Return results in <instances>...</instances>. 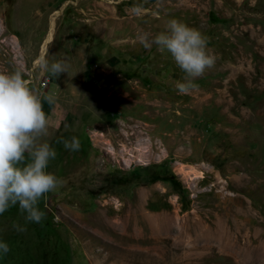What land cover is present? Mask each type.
I'll use <instances>...</instances> for the list:
<instances>
[{
	"label": "rangeland",
	"instance_id": "374dc122",
	"mask_svg": "<svg viewBox=\"0 0 264 264\" xmlns=\"http://www.w3.org/2000/svg\"><path fill=\"white\" fill-rule=\"evenodd\" d=\"M173 18L217 56L187 94L138 39ZM17 69L55 96L41 142L65 184L39 223L0 214V264H264V0H0V71Z\"/></svg>",
	"mask_w": 264,
	"mask_h": 264
},
{
	"label": "clouds",
	"instance_id": "9594fccd",
	"mask_svg": "<svg viewBox=\"0 0 264 264\" xmlns=\"http://www.w3.org/2000/svg\"><path fill=\"white\" fill-rule=\"evenodd\" d=\"M146 46L155 44L160 52L167 51L185 74L183 82L176 83L180 94H187L197 87L195 81L206 70L215 66L217 56L208 48V38L199 30L189 27L178 19L167 21L166 30L151 40L148 33L138 35ZM43 71L58 78L67 73L69 65L64 61L44 58L37 65ZM42 101L49 105L56 102L54 94L38 95L23 78L20 70L0 71V214L18 204L28 221L39 223L45 213L37 207L46 193L62 187L65 181L47 171L56 151L47 142L49 120ZM65 149L78 151L80 141L60 138ZM17 231L26 229L19 224ZM8 244L0 241V252L7 254Z\"/></svg>",
	"mask_w": 264,
	"mask_h": 264
},
{
	"label": "bare ground",
	"instance_id": "6f19581e",
	"mask_svg": "<svg viewBox=\"0 0 264 264\" xmlns=\"http://www.w3.org/2000/svg\"><path fill=\"white\" fill-rule=\"evenodd\" d=\"M51 25H53V22H52V24ZM50 40H51V34L46 38V40H45V42H44V45H43V53H44V51H45V47H46V45L50 42ZM42 57V56H41ZM40 57V58H41Z\"/></svg>",
	"mask_w": 264,
	"mask_h": 264
}]
</instances>
